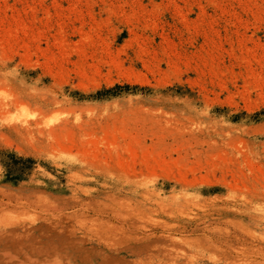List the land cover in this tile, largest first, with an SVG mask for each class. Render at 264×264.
<instances>
[{
    "label": "rangeland",
    "instance_id": "374dc122",
    "mask_svg": "<svg viewBox=\"0 0 264 264\" xmlns=\"http://www.w3.org/2000/svg\"><path fill=\"white\" fill-rule=\"evenodd\" d=\"M261 220L264 0H0V264H264Z\"/></svg>",
    "mask_w": 264,
    "mask_h": 264
},
{
    "label": "bare ground",
    "instance_id": "6f19581e",
    "mask_svg": "<svg viewBox=\"0 0 264 264\" xmlns=\"http://www.w3.org/2000/svg\"><path fill=\"white\" fill-rule=\"evenodd\" d=\"M36 126L37 124L36 123H34V124H28V125H25L24 124V126H22V127H15V131L16 132H19V131H29L30 129V126ZM37 127V126H36ZM86 205H88V203L86 204ZM88 207H89V205H88ZM89 209V208H88ZM259 224H264V221L263 220H261V222H259ZM216 238V237H215ZM216 240V239H215ZM228 242V241H227ZM245 243V242H244ZM232 244V243H231ZM246 244V243H245ZM253 245V244H252ZM258 245V244H257ZM261 245H259V246H257V247H259V251L261 252V253H263L264 252V247L263 246H261ZM251 246H249V248H250ZM231 248V247H230ZM254 248H256L255 246H254ZM232 249H234V248H232ZM231 249V250H232ZM252 250H255V249H252ZM257 250H258V248H257ZM256 251V250H255ZM258 255V254H257ZM261 255V256H260ZM260 255H258V257L259 258H262V254H260ZM260 263V262H259Z\"/></svg>",
    "mask_w": 264,
    "mask_h": 264
}]
</instances>
